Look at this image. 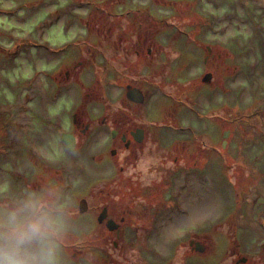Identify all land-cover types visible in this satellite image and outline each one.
<instances>
[{
    "label": "rangeland",
    "instance_id": "rangeland-1",
    "mask_svg": "<svg viewBox=\"0 0 264 264\" xmlns=\"http://www.w3.org/2000/svg\"><path fill=\"white\" fill-rule=\"evenodd\" d=\"M100 1L0 0V138H4L0 141L4 146V152L0 153V206L22 195L24 189L45 192L50 201L57 195V202L67 203L73 220L72 234L62 243L69 264H235L238 258L246 259L245 264H255L254 256L260 249L264 251V0H136L125 7L124 11L145 13L144 7L147 11L156 6L166 8L158 14L147 12L158 26L153 30L145 23L138 25L132 17L127 18L123 26L92 28L84 22L91 15L98 21ZM160 20L163 23H159ZM160 37L167 40L163 49L154 43ZM106 38L123 40L120 49L129 55L139 81L154 80L153 87L157 89L152 92L153 101L145 118L155 123L163 118L170 121L177 118L174 128L184 130L166 133L164 129H156L163 142L158 147L161 152L158 159L162 167V163H166L170 169L176 158L172 174H191L190 182L196 187L189 196L195 193L196 199V192H201L204 197L201 210L205 213L201 222L177 228L170 238L155 227L148 239L125 236L115 239L104 230L85 236L82 230L86 224L90 223L94 229L99 227L95 215L100 210L92 217L78 215L76 200L86 196L84 185L90 179L86 172L78 171L77 166L83 164L84 168L97 171L96 165L91 152L84 158L76 154L63 156L56 149L58 139L53 147L43 146L46 156L43 154L40 161L48 169L54 164L56 169L53 170H59L62 162L71 166L72 174L67 175L71 190L61 191L59 175L53 177L56 183L51 179L40 183L38 189H30L23 181L12 179L20 167L29 174L34 173V167L30 169L31 162L20 156L28 147L25 142L29 132L39 129L40 116L34 109L28 115L23 106L32 108L39 102L42 94L37 89H42L51 100L54 112L56 95L51 90L50 75L55 69H50L48 63L51 57L56 67L76 61L74 47L63 55L58 53L60 57L50 53L72 40H92L93 44H98ZM145 38L153 39V52L149 57L141 53L137 58L131 51L138 46L143 49L137 40ZM14 44L19 50L12 53ZM188 45L203 51L209 47L212 55L219 58L204 64L205 53L201 52L200 59L195 58L187 51ZM171 58L175 63L165 82V78L159 76L160 62ZM190 61L194 64L187 70L186 64ZM206 73H210L212 79L203 84L201 78ZM109 75L105 78L107 83L114 77ZM90 77L91 74L86 81L80 78L83 87L87 88L84 83L90 81ZM157 82L162 83L160 88ZM29 94L33 96H27ZM23 99L33 102L24 104ZM66 100L63 96L56 105L63 104L67 108L70 101ZM58 108L60 110L62 105ZM67 118L64 112L63 119ZM6 129L8 134L14 135L9 136ZM225 132L228 135L224 139ZM45 144H49V140L46 139ZM196 146L200 149L193 155ZM154 163L158 164L156 159ZM198 181L202 184L200 187ZM96 183L90 181V186ZM181 192L186 194L187 188ZM175 196L183 194L170 189L167 199L170 208L175 206L172 203ZM89 203L90 206L98 204ZM120 203H111L116 207V216L129 209L119 212ZM178 208L181 209L177 205L174 210L181 212ZM160 217L159 228L162 223L171 222L162 214ZM190 241L200 242L205 252L202 255L192 252ZM131 242L135 243L134 250ZM262 258L264 262V256Z\"/></svg>",
    "mask_w": 264,
    "mask_h": 264
},
{
    "label": "flooded vegetation",
    "instance_id": "flooded-vegetation-1",
    "mask_svg": "<svg viewBox=\"0 0 264 264\" xmlns=\"http://www.w3.org/2000/svg\"><path fill=\"white\" fill-rule=\"evenodd\" d=\"M134 2L136 0H101L100 5L97 7L98 21L94 20L95 15H91L84 23L92 25V28L97 25L100 26L99 29L107 26L112 28L118 27L117 24L123 26L126 19L132 17L136 19L138 25L145 23L149 30H153V27L157 25L153 21V17L147 12L151 11L152 14H158L159 11L164 12L166 8L147 7L148 11L145 7L142 8L146 13L140 10H135V12L124 11L126 6H130ZM113 11L115 12L113 13ZM159 23L163 22L160 20ZM172 26L177 28L175 24H172ZM100 32L101 30H98V33ZM122 41L121 39L106 38L98 41V44H93L94 41L92 40L89 42L72 40L70 44L63 45L50 53L52 56L60 57L58 53L63 55L68 52V49L74 47L76 53L73 56L76 57V61L72 65L62 67L63 64L61 63L59 67H56L55 64L51 63V60H53V57H51L48 63L50 69H55L50 75L53 85L51 90L56 95L54 112L50 103L51 100L48 99L42 89H37V92H40L42 96L32 108L24 104H31L33 100L26 102V99H23L25 112L30 115L29 112L34 109V112L40 116L39 129L29 132L28 138L26 137L27 142H25L28 143V147L20 156L27 160L26 162H31L29 164L30 169L34 167V173L29 174L20 167L19 172L12 175V179L23 181L25 186H29L30 189L33 187L38 189L42 182L53 179L52 181L56 183L57 180L53 177L59 175L58 180L59 185L62 187L61 191L71 190L72 185L68 183L67 175L72 174V167L67 164L63 165L62 162L59 170H53L56 169L54 164L48 169L40 161L43 154L46 156L42 151L43 146L50 145L53 147L58 139L59 143L56 149L66 158L74 154L79 158H84L88 152H91V159L96 165L97 171L90 167L84 168L83 164H78V171L86 172L90 180L84 185L83 191H87L86 196L76 200V202H78V215L92 217L100 210V213L95 215V221L99 227L94 229L90 223L86 224V227L82 230L84 235L88 237L89 234L102 233L104 230L106 234L113 235L115 239L123 238V236L125 238L148 239L153 233L154 229L152 228L154 227L166 233L163 231L167 226L165 223H162V227H158L161 214L165 217L164 219L170 222L172 221L170 215L184 213L180 201L184 198L191 200L189 195L195 189V185L188 186L191 174H188V176L187 173H182L180 176L172 174V171L175 170L172 166L177 161L176 158L172 161L170 169L166 163H162L163 167L161 166L160 159H158L161 152L158 147L163 142H161V134L159 136L156 129H164L166 133H177L184 130L174 128L173 123L177 122V118H174V121L163 118L164 120L156 123L145 118L153 101L152 92L157 88L153 87V79L145 83L139 81L135 66L128 58L129 55H125L120 49V47H123L121 46ZM137 43H140L144 50L138 46L137 50L131 51L135 57H140L141 53L146 57L151 56L153 39H138ZM154 43H157L160 45V49H163L167 40L160 37ZM77 48H79L78 51ZM187 51L195 58L199 57V59L201 52H204V64L219 58V56L212 55L209 47H205L203 51L188 45ZM174 61L171 58L160 62L159 76L164 77L165 82L170 74L168 71L171 72L173 69ZM193 64H191V61L188 62L186 69L189 70ZM38 72L41 75V70ZM89 74L92 77L88 79L90 81L84 83L87 86L86 88L82 86L80 78L86 81ZM109 74L114 76L111 77V83H107L105 80L106 77L109 78ZM206 74L210 75L211 81L212 75L210 73ZM206 74L202 76L201 82ZM161 84L157 82L158 88ZM77 88H79V92L76 91ZM187 91H190V89ZM114 92V96L111 97ZM27 96L32 97L33 95L29 94ZM63 96H66L68 99L66 101H70V103L65 108L63 105L65 100H63V104H59L62 105L59 110V105H56V103ZM194 107L196 108V106ZM68 108L69 111H67ZM188 110L190 111V109ZM64 112L68 115L67 119H63ZM30 120L26 121L29 122ZM46 125L47 127L44 128ZM1 131L3 130L1 129ZM5 131L7 134L9 133V130L6 129ZM10 134L14 135L13 133ZM10 134L8 135L10 136ZM63 137L68 139L67 144ZM46 139L49 140V144H45ZM190 139L193 138L190 137ZM3 140L4 138H0V141ZM0 148V153H3L4 146L0 144ZM199 149L200 146H196L193 155H196ZM154 159L158 162L157 165L153 164ZM90 181H96L97 183L91 187ZM187 186V193H182L181 190ZM170 189H176L179 195L183 194L182 197H174V201H172L175 204L174 208H170L169 201H167ZM61 191L58 193H61ZM52 199L56 201L57 195H54ZM89 202H98V204L90 206ZM112 202H122L120 203L122 207L119 210L121 213L125 209H129L121 216H116L114 215L116 214L114 211L116 207L111 206ZM177 205L180 206L181 209H178L181 212L174 210ZM125 217H128L127 223ZM196 244H199L198 248H201L202 252L197 250ZM131 246L134 250L135 243L131 242ZM189 247L192 252L198 255L205 252V248L198 241H190ZM261 255L262 250L260 249L258 255L254 256L255 264H257V259H259L258 264H264ZM136 260L138 261V259ZM246 261V259L238 258L235 264H245Z\"/></svg>",
    "mask_w": 264,
    "mask_h": 264
},
{
    "label": "clouds",
    "instance_id": "clouds-1",
    "mask_svg": "<svg viewBox=\"0 0 264 264\" xmlns=\"http://www.w3.org/2000/svg\"><path fill=\"white\" fill-rule=\"evenodd\" d=\"M72 223L67 203L24 189L0 206V264H69L62 241Z\"/></svg>",
    "mask_w": 264,
    "mask_h": 264
},
{
    "label": "bare ground",
    "instance_id": "bare-ground-1",
    "mask_svg": "<svg viewBox=\"0 0 264 264\" xmlns=\"http://www.w3.org/2000/svg\"><path fill=\"white\" fill-rule=\"evenodd\" d=\"M168 73H169V71H168ZM168 73H167V75H168ZM188 183H187L188 186L195 185V187H196V184L191 183L190 179H189ZM197 185L200 187L202 184L200 183V181H198ZM188 186L186 188H188ZM192 192H193V190H192ZM196 194H197L196 199H195V193H193L190 196L191 197L190 201L187 200L186 198H184L180 201V204L182 206L184 213L183 214H172V215H170V217L172 218V221L169 224H167V226L163 229V231L166 232L165 237L170 238L171 235L175 233V230L177 228L187 226L193 222H201L200 218L203 215V213H205L204 211L201 210V208H202L201 204H203L202 200H204L203 199L204 197L201 195V192L199 194H198V192H196ZM184 197H185V195H184ZM212 206L210 205L211 209H212ZM208 209L211 210L210 208H208ZM258 236H259L258 238H260L261 234H258Z\"/></svg>",
    "mask_w": 264,
    "mask_h": 264
},
{
    "label": "water",
    "instance_id": "water-1",
    "mask_svg": "<svg viewBox=\"0 0 264 264\" xmlns=\"http://www.w3.org/2000/svg\"><path fill=\"white\" fill-rule=\"evenodd\" d=\"M209 80H210V75H206L205 77H203V80L202 81L205 82V83H207V82H209ZM227 134L228 133L226 132V135L223 136L224 139L226 138ZM63 140L66 142V144L68 143V139L66 137H63ZM195 246L197 247V250L199 252H202V249L201 248H198L199 247L198 244H196Z\"/></svg>",
    "mask_w": 264,
    "mask_h": 264
},
{
    "label": "trees",
    "instance_id": "trees-1",
    "mask_svg": "<svg viewBox=\"0 0 264 264\" xmlns=\"http://www.w3.org/2000/svg\"><path fill=\"white\" fill-rule=\"evenodd\" d=\"M34 45V44H33ZM261 256H264V251H263V253H262V255Z\"/></svg>",
    "mask_w": 264,
    "mask_h": 264
}]
</instances>
